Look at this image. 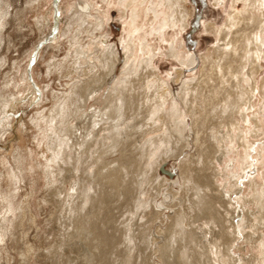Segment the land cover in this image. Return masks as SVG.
<instances>
[{
    "label": "rangeland",
    "instance_id": "1",
    "mask_svg": "<svg viewBox=\"0 0 264 264\" xmlns=\"http://www.w3.org/2000/svg\"><path fill=\"white\" fill-rule=\"evenodd\" d=\"M142 1H145L144 4H141ZM150 1L136 0L126 9L119 5V0H0V264H82L83 249L80 246L70 247L74 241L66 242L62 235L65 224L60 220L69 200L66 198L64 202L57 192L62 185L61 162L55 157L53 144L59 130L52 122V114L63 111L66 104L68 107L74 102L72 98L76 83L91 80L94 74L100 72L104 63L102 55L107 48L115 50L118 60L115 73L99 96L106 93L113 82L126 77L127 73L124 75V72L132 58L127 60L124 47L133 33V54L136 55L133 66H138L139 62L149 57L146 65H150L148 70L155 76L149 77L151 83L147 81L149 78L137 82L135 89L142 94L143 100L137 94L128 122L133 116H145L148 124L137 128V136L142 143L143 140L144 143L156 140V147L159 148L149 146V154L155 155H148L146 161L156 171L155 180L160 182L156 184L149 180L140 189L129 187V190L125 180L121 179V184L126 186L122 192H114L112 185V189L108 187L110 192L102 191L100 197H103V205L100 203V211L104 215L101 218L102 226L98 225L100 228L106 227L104 220L116 219L125 225L136 215V229L131 241L127 243L123 233L121 236L116 234L119 245H130V251L136 254V264H163L161 245L175 239L179 226H186L183 222L193 212L191 200L196 202L194 185L189 177L210 173L208 169H200L210 161V153L207 152L211 139L207 138L204 110L193 98L194 88L191 87L194 84H207L203 76L212 70L206 61L213 58L218 41L215 29L225 25L233 5L232 0H221L222 4H215L214 0H185V26L166 27L162 34L157 35L154 29L161 17L152 21L153 13L145 14ZM78 4L87 6L83 16L85 23L73 11ZM240 8L241 3L236 4L238 12ZM133 9L139 11L138 25H143L138 32H131L134 28L131 21ZM94 27L97 29L93 30ZM143 38L148 43L146 53L139 49ZM170 43L176 45L175 49L181 53L179 59L170 53ZM82 48L86 57H81L83 63L80 65L76 62V51ZM182 58L192 61L184 63ZM146 71H142L143 74ZM133 74L129 79H137V75ZM142 75L140 79L145 74ZM255 86L252 104L244 105L240 110L242 113L239 111L235 116L248 146L235 144V149L232 148L223 157L222 163H217L221 176L218 174V180L214 179L220 184H227L224 189L229 193L226 209H232L234 213L235 233L228 250L234 264H260L259 258L264 252L262 247H258V240L264 243V226L257 228L259 218L264 215V203L261 205L258 200H253L264 183V45L257 63ZM160 92H164V95L170 93L169 97L172 98L164 109H159L165 117L160 116L159 112L157 119L147 121L146 110L155 100L161 101L158 96ZM143 93L149 95L143 97ZM180 93L184 95L179 96ZM192 105H197L201 114H194ZM139 107L141 111L144 110L143 113H139ZM174 107L182 115L184 142L162 143L159 139L163 134L160 118L168 119ZM198 118L197 126L194 121ZM200 160L203 163H199ZM83 167L82 183H85L88 168L85 164ZM231 174L237 177L234 179ZM201 178L202 189L207 186L209 178ZM87 186L88 183L85 184ZM219 210L222 212V209ZM184 215L187 216L184 218ZM246 217L251 218L254 223L252 227L246 226ZM106 231L102 236L111 239L109 229ZM229 231L233 232L234 229L229 228ZM105 252L106 257L110 256V250ZM137 256L141 262L137 261Z\"/></svg>",
    "mask_w": 264,
    "mask_h": 264
},
{
    "label": "bare ground",
    "instance_id": "2",
    "mask_svg": "<svg viewBox=\"0 0 264 264\" xmlns=\"http://www.w3.org/2000/svg\"><path fill=\"white\" fill-rule=\"evenodd\" d=\"M122 1L123 0H119V5L122 8H126L136 0H124V3H122ZM184 1L185 0H151L149 2V7H147L145 14L147 15L149 12H152L154 15V20L152 21L161 17L157 28L154 29L157 35L158 33L162 34L161 32L166 27L174 28L179 25L183 28L185 26L187 18ZM222 1L214 0V3L222 4ZM144 2L145 1H142L141 4H144ZM231 3L233 6L228 14L225 25L220 29H215L218 37L216 39L218 41H216L217 44L212 53V55L214 54L213 58L206 61L209 62L212 70L209 74L203 76L207 84L204 86L203 83L194 84V87H191L194 88L193 94L195 95L193 98L198 100V105L200 104V108L204 110L206 129L208 130L207 138L211 139V143L208 145L209 152H207L210 153L208 156L210 161L205 165L206 162H204L202 155L201 157L206 167L203 168L204 166H202L200 169H208L210 173L207 175H202L201 173L197 177L195 176L197 174H195L189 177L194 185V189H192L194 190L196 202L191 200L193 212L187 217V221L183 222L186 223V226L182 227L178 225L180 228L178 232H176L177 235H175V239H170L163 246L161 245L160 256L163 259V264H234L232 260L233 257L228 251L233 238L232 235L235 233L233 223L234 213L231 211L232 209H226V204L229 202L227 199L229 193H226L224 189L227 184H220L214 179H217V175L221 173V171L217 169V163H222L223 157L226 156L227 153H230L235 144L239 145L244 143L242 146H248L240 133L242 130L239 129V124L235 121V116L244 105H246V107L251 105L253 100L252 97L254 98L253 95L256 90L255 73L257 72V63L264 45V0H232ZM238 3H241L240 12L235 9ZM86 9V5L82 6L80 4L73 9V11H76L77 15L81 16L80 21L83 23L86 22V20L83 19ZM121 12L123 13L124 11ZM139 17V11L133 9L131 21L133 22L134 28H132L131 32H138L142 29L143 25L139 26L137 23V18ZM99 25L101 26V24ZM91 29L92 28H90V30ZM95 29H97V27L93 28V30ZM134 35L133 33V35L129 37L124 47L127 60L130 57L132 58L131 61L128 62L129 65L124 72V75L127 73L126 77L123 76L122 79H120L121 81L117 80L113 82L106 90V93L100 95L102 97L99 96L106 82L110 80L111 76L115 73L118 60L115 50L111 47L107 48L104 53L102 52V56H104L103 70L101 69V71L99 69L100 72L97 75L94 74V77L91 76V80L79 81V83H76L74 85V95L72 98L74 102L68 107L66 104L63 111L54 110L55 112L52 114V122L56 124L59 130L54 137L55 142L53 144V151L57 161L61 162L62 185L60 188L61 190L57 189L58 186L56 189L63 197L64 202L66 198L69 200L68 206L62 214L64 218L62 217L60 220L65 224L64 233L62 235L65 237L64 241H74L70 244V247L72 246V248H75L76 246H80L83 249L82 264H136V254L130 251V245H119L120 240L118 241V235L121 236L122 233L127 243L133 239L136 229V220L134 218L136 215H133L134 217L131 218L128 223H125V225L119 221L117 222V219L113 220L116 221L115 223L112 220H104L103 223H105L106 227L109 229L112 238L103 237L102 233H105L107 228H100V226H102L101 218L102 215H104V213L100 211L103 205L101 203L103 197L101 198L100 194L102 191L110 192L112 189V187H110L111 185L115 187L113 188L115 192V190L121 191L127 185V188L131 187L134 189L142 187L144 186L143 184L147 183L149 180L156 184L160 182L155 180L157 175L156 171L154 172L153 167H149V163H147L149 161H146L147 156L149 155L150 157L151 155L149 154L151 151L149 150V146L154 145L153 148H157L155 143L156 140H147L148 142L145 141V143L143 140L142 143L141 140H138L139 136H137V132H139L137 128L144 127L145 125L147 126L148 124L145 122V116H133L134 118L128 122L130 112L134 110L136 98H138L137 94L138 96L140 94L139 91L137 93L136 90L137 82L139 80H143L144 82L150 76H155L148 70L150 65H146L149 55L147 59L139 62L138 66H133L134 64L132 62L136 60V55L133 54L135 50ZM173 45L174 44L170 45V53L179 59L181 53H178V49H175L176 45ZM147 46L148 43H146V39L143 38V42H141L139 48L140 51L146 53ZM76 52V62L81 65L83 63L81 57L85 56V50L82 48ZM182 61H184V63L187 61L191 63L192 60L189 58H182ZM136 67H138L137 70L135 69ZM145 70L147 71L144 75L142 71ZM132 74L137 75V79H129V77H132ZM142 74L144 78L140 79ZM147 81H150V78ZM143 84L145 85V83ZM149 88L152 87L150 86ZM140 92L142 93V91ZM182 92L184 93V90ZM145 94L143 97L146 96ZM141 95L142 94H140V97ZM147 95H149V93ZM166 95L168 94L164 95V92L161 93V95H158L161 101L157 100V102H155V100L148 106L149 108L146 110L148 113L146 115L147 121H154L159 117L158 114L160 113V116H164L163 112H160L162 110L159 109L161 107L163 108L166 103H169V100L172 99L169 97L170 93L168 98ZM182 95L181 93L179 94V96ZM192 106V112H194V114H201L200 110L196 108L197 105ZM150 107L153 108L151 109ZM143 112L144 110L141 111L140 109L139 113ZM177 112L178 109L174 107L171 112H169L170 115L168 119H163L165 116L160 118V122L162 123L160 129L163 130L162 136L159 137L160 142L166 144H172L175 141H179L180 143L184 142L182 137V132L184 131L183 122L181 121L182 115ZM137 114L138 113H136V115ZM244 116H246V114ZM199 118L194 121L196 125L199 124ZM212 118L214 119L213 121L211 120ZM153 155H155V153H153ZM149 160H151V158ZM201 162L202 160L199 161V163ZM84 164L88 170L87 173H85L86 182L82 183L84 180L82 176L85 169V167H83ZM227 166L229 165L227 164ZM150 170L153 171L151 172ZM232 175L233 174H231V176ZM235 176L236 175H233V178ZM201 177L209 178L206 182L207 186L202 189L200 188V184L203 182ZM121 179L125 180L126 186L122 185L123 183L121 184ZM87 183L89 186L85 187ZM67 186L68 188H64ZM144 189H142V191ZM213 191L217 192L215 193ZM53 192H55V190H53ZM49 194L51 195V193ZM55 194L57 193L55 192ZM96 195H99L97 196V201L95 199ZM255 197L256 198L253 200H258L261 205L264 203V183L262 184L261 191L258 192ZM100 203L102 205H100ZM229 204L232 205L231 203ZM57 208L59 207L57 206ZM219 209H222V212ZM228 215L230 217L226 218ZM186 216L184 215L183 217L185 218ZM245 219L247 227H249V225L250 227L254 225L250 217H246ZM259 221L260 223L257 228L264 226V215H261ZM98 224H100V226ZM240 225L242 226L241 223ZM229 228L234 229V231H229ZM257 238L258 237H256V239ZM251 239L255 240V237L251 236ZM258 247H262L264 251V243H261V240H258ZM106 250H110V256L106 257ZM214 251L216 252L215 259L213 258ZM261 259L259 258L260 264L264 263V252L261 254ZM137 261L141 262L139 256H137Z\"/></svg>",
    "mask_w": 264,
    "mask_h": 264
}]
</instances>
